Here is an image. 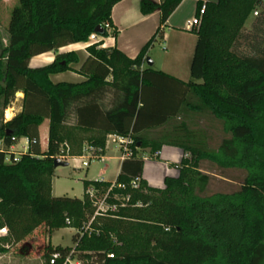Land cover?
<instances>
[{
  "label": "trees",
  "instance_id": "trees-1",
  "mask_svg": "<svg viewBox=\"0 0 264 264\" xmlns=\"http://www.w3.org/2000/svg\"><path fill=\"white\" fill-rule=\"evenodd\" d=\"M123 1L19 0L11 13L0 99L3 109L19 92L24 100L23 111L0 125L5 147L0 152V228L9 230V237L0 240V255L8 253V245L25 244L24 255L30 248L25 241L40 228L48 234L71 228L85 264H264V47L253 55L235 51L264 0L205 4L202 25L193 33L197 43L188 83L144 68L160 28L134 60L117 48H102L103 42L88 47L85 60L75 52L59 53L87 43L99 26L103 39L117 38L112 11ZM183 1L142 0L141 12L149 16L159 10L165 25ZM48 53L56 54L53 63L30 67L33 58ZM71 72L83 81H52ZM202 114L222 125L225 137L216 148L185 121ZM46 120L49 140L42 152L39 129ZM108 136L133 140L132 157L124 161L108 201L119 209L96 217L90 233L80 236L94 217L96 199L112 184L86 181L83 199L54 197V161L62 155L83 157L89 148L104 155ZM22 139L38 143L19 162L7 164V150ZM163 146L188 155L179 177L166 178L162 190L149 189L143 181L134 190L132 182L144 169L140 154L156 156ZM203 163L244 172L240 189L206 195L211 179ZM114 195L130 197L128 206L121 207ZM71 250L49 244L41 258L48 264L54 252L65 256ZM111 253L114 259L107 257Z\"/></svg>",
  "mask_w": 264,
  "mask_h": 264
},
{
  "label": "crops",
  "instance_id": "crops-1",
  "mask_svg": "<svg viewBox=\"0 0 264 264\" xmlns=\"http://www.w3.org/2000/svg\"><path fill=\"white\" fill-rule=\"evenodd\" d=\"M155 4H161L164 0H150ZM141 2L142 0H124L123 2L116 5L112 11V21L114 29L117 31V38H107L104 42L103 48H117L128 58L134 60L140 54L141 50L146 46L150 39L156 34L157 30L160 28V35L157 37L164 41L166 45V55L168 57L165 62L160 63L161 68L156 69V59H153V68L156 71H161L175 79H178L184 83L190 81V66L193 59L194 50L197 43V36L193 33L187 31V23L197 16L199 4L214 3L217 0H184L178 9L171 15L169 20L165 25H161V13L156 11L152 15L145 16L141 12ZM6 48L3 49L4 50ZM51 53L33 58L30 62L31 68H41L47 66L55 60L51 58ZM151 50L148 54V59H150ZM2 55V62H5V58ZM87 57V56H86ZM83 60H85V58ZM149 67L147 64L144 68ZM70 73L60 74L52 77L54 83L68 82L60 80L61 77ZM78 77V81L73 83H80L83 78L77 73L74 74ZM23 100L24 94L19 92L16 94L15 100L6 108L1 109L0 114V125L2 123L6 124L13 120L17 115L23 111ZM49 124L50 122L46 120L42 126L46 125L47 130V148L49 140ZM40 133V145L42 142L41 129ZM113 138L118 141L116 136H108L107 145L105 149L104 162L118 161L119 173L121 172L122 165L125 160L122 158V152L115 156L109 154V141ZM21 140L18 145L13 147V152L20 153L23 152L24 144ZM4 144L0 141V148ZM42 150V147H41ZM42 152H44L42 150ZM143 157L144 169L142 174L139 176L141 182H145L149 189H164L166 178H178L179 177V167L182 161L188 157L185 152L177 147L163 146L161 151L156 156H151L149 151L140 154ZM56 170V169H55ZM105 171L101 172L99 177L100 181L95 182H106L103 177ZM117 180V179H116ZM92 182V181H90ZM116 182V181H115ZM115 182L111 183L112 185ZM110 183V182H106ZM53 187V183H52ZM53 193V191H52ZM53 195V194H52ZM55 197V196H54ZM76 231V230H75ZM50 245L51 242H48ZM47 244V245H49ZM25 244L15 245L18 249L19 256L22 258L23 254L20 252V248ZM46 245V246H47ZM75 246V245H74ZM56 248V247H54ZM74 248V247H73ZM15 249V248H14ZM8 253L0 255V264H6L4 259ZM42 259V258H40Z\"/></svg>",
  "mask_w": 264,
  "mask_h": 264
},
{
  "label": "rangeland",
  "instance_id": "rangeland-1",
  "mask_svg": "<svg viewBox=\"0 0 264 264\" xmlns=\"http://www.w3.org/2000/svg\"><path fill=\"white\" fill-rule=\"evenodd\" d=\"M19 4V0H0V63L2 62L3 49L8 46V27L11 19V13L15 7ZM258 12V16L255 15ZM264 6L255 10L247 21L243 30L242 37L237 44L235 51L241 55H253L264 47ZM79 45L68 47L63 51L64 53L75 52L80 55L81 58L87 56L86 50H80ZM103 48V46H102ZM166 45L163 40L158 39L154 46L151 48L150 60L156 59L157 63L155 68L160 69V63L165 62L168 59L166 55ZM61 53V52H59ZM51 58L54 59L56 54L51 53ZM192 62V61H191ZM77 68V67H76ZM75 73L64 75L60 80L68 82H76L78 79ZM2 106V99H0V114ZM190 129L205 136V141L209 148H216L219 146L223 138L225 137L222 131L221 123L207 114L199 116H191L189 120H186ZM70 126L74 124V118L69 121ZM159 132H156L157 134ZM42 142L41 147L44 152L47 151V130L46 125L41 129ZM22 144L25 145V142ZM121 148L118 141L111 138L109 141V154L115 156L120 155ZM90 155H84L83 157H77L68 160L67 167H59L55 170L53 176V196L55 197H69L83 199L85 194L84 183L86 181H100V173L105 171L103 179L106 182L113 183L117 179L119 173L118 161L104 162L102 160H93L89 167H84L83 163L87 161ZM89 163V161H88ZM201 169L204 173L210 176V184L208 186L206 195H213L216 193L231 194L238 191L245 179V173L239 170L221 171L216 167H213L207 163L201 165ZM48 231L44 228H40L25 242L30 244L23 257L21 258L15 245H8L9 249L4 262L6 264H46L44 259H40L45 246L51 242L53 247L73 248L74 236L76 235L75 229L66 228L56 231L52 234H48ZM2 245H4L2 243ZM15 248V249H14Z\"/></svg>",
  "mask_w": 264,
  "mask_h": 264
},
{
  "label": "built area",
  "instance_id": "built-area-1",
  "mask_svg": "<svg viewBox=\"0 0 264 264\" xmlns=\"http://www.w3.org/2000/svg\"><path fill=\"white\" fill-rule=\"evenodd\" d=\"M206 11V6L205 4L202 5L201 9L198 12V15L192 19L191 21H189L187 23V31L191 32V33H195L198 32L201 25H202V19L203 16L205 14ZM255 15L258 16V12H255ZM106 29H108L110 32L112 31V29L109 27V25L106 26ZM100 42H103V47H104V42L105 39H103L101 36H99L98 34H93L89 41L85 44H79L78 48H80V50H86L88 47L98 44ZM65 49L67 50L68 48H64L61 49L59 52L63 53V51H65ZM23 142H25V145L23 147V152L20 153H15L13 152V147H11L9 150H7V157L5 162L7 164H11V163H17L20 161V158L22 155L24 154H28L30 151V147L32 145H37V141H33L30 142L28 139H22ZM118 144L120 145L121 148V152H122V158L123 160L126 159H130L132 157V153L130 151V146L133 144V140L131 139H123V138H118ZM5 150V147H1L0 148V152H3ZM101 150L100 149H94V148H89L86 152L85 155H90L89 158H87V161H85L83 163L84 167H89L90 163L93 160H102L104 161V156L101 154ZM58 159H61L63 161H68L70 159H74V158H70L68 155L67 156H60ZM89 161V163H88ZM140 184H141V179L138 176L137 178H135L132 182L131 187L134 190H138L140 189ZM116 187V184H113L112 187L110 188V190L101 198H97L95 201V214L94 217L92 218V220L89 222V224L84 228V233H81L80 236H83L85 233H90V227L93 223V221L95 220L96 217H107L109 216L108 214L110 213H115L117 212V210L119 209V206L116 204H110L108 203L109 199L111 198V191L113 188ZM117 188L119 189H125V187L123 185H118ZM88 195L90 196L91 199H95V192L93 190H90L88 192ZM113 200L116 202H121V207H127L128 203L130 201V197L127 198H121L118 195H114L113 196ZM138 206H141V204H138ZM68 226L71 225V222L68 220L67 221ZM9 237V230L8 228L2 227L0 228V240ZM116 245L118 246H122L121 243H118L116 240L114 241ZM76 245L74 246V248H72L71 252L67 255H63L60 252H54V254H52L50 260L48 261V264H85L83 260H81L79 258V253L76 251ZM109 259H114L115 258V254L111 253L107 256Z\"/></svg>",
  "mask_w": 264,
  "mask_h": 264
},
{
  "label": "water",
  "instance_id": "water-1",
  "mask_svg": "<svg viewBox=\"0 0 264 264\" xmlns=\"http://www.w3.org/2000/svg\"><path fill=\"white\" fill-rule=\"evenodd\" d=\"M95 33L98 34L99 36H102V35L105 33V31H104V29H103L102 27L99 26V27L96 29ZM147 65H148L149 67H152V66H153V62H152L150 59H148V60H147ZM10 134H11V133L9 132L8 135H10ZM67 166H68V162L63 161V160H61V159H56V160L54 161V167H55V169H57V168H59V167H67Z\"/></svg>",
  "mask_w": 264,
  "mask_h": 264
}]
</instances>
